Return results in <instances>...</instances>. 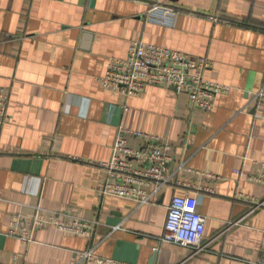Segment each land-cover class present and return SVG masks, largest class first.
I'll use <instances>...</instances> for the list:
<instances>
[{
  "label": "crops",
  "instance_id": "obj_1",
  "mask_svg": "<svg viewBox=\"0 0 264 264\" xmlns=\"http://www.w3.org/2000/svg\"><path fill=\"white\" fill-rule=\"evenodd\" d=\"M133 42L207 58L205 79L232 89L210 111L173 89H105ZM263 87L264 0H0V264H71L91 248L125 264H259L264 119L251 97ZM121 127L172 147L173 180L154 204L99 195ZM177 195L206 218L202 254L161 239ZM37 210L97 224L88 236L40 228L28 243L10 234Z\"/></svg>",
  "mask_w": 264,
  "mask_h": 264
},
{
  "label": "built area",
  "instance_id": "obj_2",
  "mask_svg": "<svg viewBox=\"0 0 264 264\" xmlns=\"http://www.w3.org/2000/svg\"><path fill=\"white\" fill-rule=\"evenodd\" d=\"M149 5V14L164 11L166 15H174L163 5ZM212 67L213 62L204 57L191 59L177 51L133 42L127 58L113 59L107 73L99 81L105 89L120 91L126 97L136 96L150 86L173 89L186 94L194 106L210 111L217 97L232 89L228 85L205 79L204 73ZM251 104L257 110L256 117L264 119V87L252 95ZM7 108L8 98L0 94V129L8 119ZM129 136L142 139L143 145L139 149L129 147ZM171 150L170 144H162L157 136L121 127L112 159L103 164L108 176L99 187V195L132 200L141 206L154 204L156 195L173 180ZM257 206H264V201ZM96 224L77 217L65 220L58 215H45L42 210H37L30 220H15L10 234L28 243L33 240V233L40 228L53 227L63 233L88 236ZM205 230L206 218L197 212L191 198L187 195L174 196L168 207L162 241L188 248L192 256H196L208 250ZM71 264L125 263L103 258L91 248L79 254ZM259 264H264V256Z\"/></svg>",
  "mask_w": 264,
  "mask_h": 264
}]
</instances>
